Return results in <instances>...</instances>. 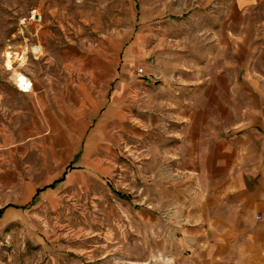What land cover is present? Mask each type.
<instances>
[{
    "label": "rangeland",
    "instance_id": "rangeland-1",
    "mask_svg": "<svg viewBox=\"0 0 264 264\" xmlns=\"http://www.w3.org/2000/svg\"><path fill=\"white\" fill-rule=\"evenodd\" d=\"M263 37L264 0H0V209L66 173L1 213L0 264H161L141 254L131 186L158 146L145 141L138 106L108 114L93 104L123 73L160 97V75L203 44L206 72L234 76L235 44Z\"/></svg>",
    "mask_w": 264,
    "mask_h": 264
},
{
    "label": "crops",
    "instance_id": "crops-1",
    "mask_svg": "<svg viewBox=\"0 0 264 264\" xmlns=\"http://www.w3.org/2000/svg\"><path fill=\"white\" fill-rule=\"evenodd\" d=\"M235 46L234 76L226 68L206 72L203 44L194 60L160 75V97L123 73V85L93 104V113L108 114L138 106L145 141L159 147L143 155L131 186L141 254L161 264H264V37ZM60 179L0 212L30 206Z\"/></svg>",
    "mask_w": 264,
    "mask_h": 264
},
{
    "label": "built area",
    "instance_id": "built-area-1",
    "mask_svg": "<svg viewBox=\"0 0 264 264\" xmlns=\"http://www.w3.org/2000/svg\"><path fill=\"white\" fill-rule=\"evenodd\" d=\"M16 85L23 92H28V89H32L33 86L32 81L26 75H23V77L17 76Z\"/></svg>",
    "mask_w": 264,
    "mask_h": 264
},
{
    "label": "bare ground",
    "instance_id": "bare-ground-1",
    "mask_svg": "<svg viewBox=\"0 0 264 264\" xmlns=\"http://www.w3.org/2000/svg\"><path fill=\"white\" fill-rule=\"evenodd\" d=\"M34 49L37 50L38 48L34 47ZM9 57H10V55H9ZM10 63H11V60H10V58H9V60H8V64H10ZM17 76H21V77H23V75H22L21 73H18ZM30 91H31V88L28 89V92H30Z\"/></svg>",
    "mask_w": 264,
    "mask_h": 264
},
{
    "label": "trees",
    "instance_id": "trees-1",
    "mask_svg": "<svg viewBox=\"0 0 264 264\" xmlns=\"http://www.w3.org/2000/svg\"><path fill=\"white\" fill-rule=\"evenodd\" d=\"M53 186H55V184H53L52 187H53ZM44 189H45V188H44ZM44 189H42V190H44ZM117 193H118V195L121 196V197H124V198L127 197V196H125L124 194H121L120 192H117ZM0 216H1V212H0Z\"/></svg>",
    "mask_w": 264,
    "mask_h": 264
}]
</instances>
